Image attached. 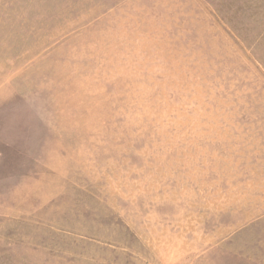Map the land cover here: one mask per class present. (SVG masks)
Segmentation results:
<instances>
[{"label":"rangeland","instance_id":"obj_1","mask_svg":"<svg viewBox=\"0 0 264 264\" xmlns=\"http://www.w3.org/2000/svg\"><path fill=\"white\" fill-rule=\"evenodd\" d=\"M0 264H264V0H0Z\"/></svg>","mask_w":264,"mask_h":264}]
</instances>
